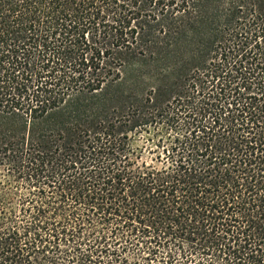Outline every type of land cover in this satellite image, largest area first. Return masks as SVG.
I'll return each mask as SVG.
<instances>
[{
	"label": "trees",
	"instance_id": "obj_1",
	"mask_svg": "<svg viewBox=\"0 0 264 264\" xmlns=\"http://www.w3.org/2000/svg\"><path fill=\"white\" fill-rule=\"evenodd\" d=\"M0 264H264V0H0Z\"/></svg>",
	"mask_w": 264,
	"mask_h": 264
}]
</instances>
